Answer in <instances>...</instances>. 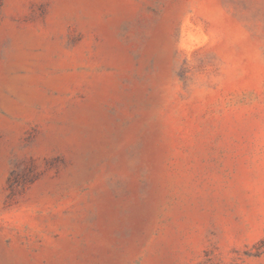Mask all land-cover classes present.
Returning <instances> with one entry per match:
<instances>
[{
    "label": "rangeland",
    "instance_id": "374dc122",
    "mask_svg": "<svg viewBox=\"0 0 264 264\" xmlns=\"http://www.w3.org/2000/svg\"><path fill=\"white\" fill-rule=\"evenodd\" d=\"M0 264H264V0H0Z\"/></svg>",
    "mask_w": 264,
    "mask_h": 264
}]
</instances>
